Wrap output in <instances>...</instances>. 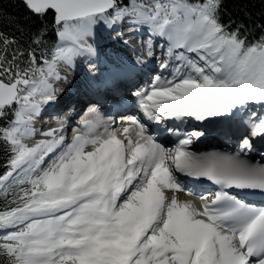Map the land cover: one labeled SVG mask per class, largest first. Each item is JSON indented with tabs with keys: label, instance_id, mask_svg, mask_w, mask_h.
<instances>
[{
	"label": "snow or ice",
	"instance_id": "snow-or-ice-1",
	"mask_svg": "<svg viewBox=\"0 0 264 264\" xmlns=\"http://www.w3.org/2000/svg\"><path fill=\"white\" fill-rule=\"evenodd\" d=\"M20 3L28 40L0 31V264H264V32L222 23V0ZM125 25L141 54L107 58ZM81 62L83 115L58 108Z\"/></svg>",
	"mask_w": 264,
	"mask_h": 264
},
{
	"label": "trees",
	"instance_id": "trees-1",
	"mask_svg": "<svg viewBox=\"0 0 264 264\" xmlns=\"http://www.w3.org/2000/svg\"><path fill=\"white\" fill-rule=\"evenodd\" d=\"M15 18L24 29L23 34L17 29L15 24L8 23L4 17ZM27 13L20 0H0V31L15 36L16 39L27 41L29 38L28 28L34 24L26 19ZM222 23L236 24L242 23L252 36L259 37L264 32V0H222L221 8ZM5 163L4 151L0 148V165ZM3 168L0 167V172ZM4 197L0 195V207L3 206Z\"/></svg>",
	"mask_w": 264,
	"mask_h": 264
},
{
	"label": "bare ground",
	"instance_id": "bare-ground-1",
	"mask_svg": "<svg viewBox=\"0 0 264 264\" xmlns=\"http://www.w3.org/2000/svg\"><path fill=\"white\" fill-rule=\"evenodd\" d=\"M121 31L123 32L124 36L126 38H129L130 41L132 42H130L128 45H124L123 43L114 44L111 41H105L102 44L104 55L106 56L107 54V58L109 59L118 58V57L134 59L137 55L141 54L142 51L139 50V48L135 49L134 47H138V45H141L142 41L147 40V33L144 31H137L130 34L127 25L122 27ZM157 55L158 56L160 55V49H158ZM101 67L103 69H101L100 71L103 72L104 66L101 65ZM88 80L90 82L92 80V75L91 72L89 71L88 65L83 62L77 64L75 69L68 73L69 82L67 84L61 85L64 89V92L60 97V102H63L70 97L69 93L72 89L77 88L78 86L82 87L86 85ZM90 82L88 84H90ZM50 120H51L50 115L43 114L40 121L35 126L37 129L47 130L48 127L55 125V119L52 122H49ZM68 135L71 136V130H69Z\"/></svg>",
	"mask_w": 264,
	"mask_h": 264
},
{
	"label": "rangeland",
	"instance_id": "rangeland-1",
	"mask_svg": "<svg viewBox=\"0 0 264 264\" xmlns=\"http://www.w3.org/2000/svg\"><path fill=\"white\" fill-rule=\"evenodd\" d=\"M134 48L136 49V48H138V47H134ZM126 51H127V50H126ZM126 51H124V52H126Z\"/></svg>",
	"mask_w": 264,
	"mask_h": 264
}]
</instances>
